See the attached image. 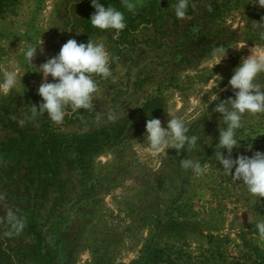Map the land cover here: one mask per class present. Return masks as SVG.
I'll return each mask as SVG.
<instances>
[{"label":"rangeland","instance_id":"obj_1","mask_svg":"<svg viewBox=\"0 0 264 264\" xmlns=\"http://www.w3.org/2000/svg\"><path fill=\"white\" fill-rule=\"evenodd\" d=\"M99 2L125 15L116 39L114 30L91 25V0H0V84L5 72L18 73L13 89L0 88V141L13 136L29 147V154L0 151V216L11 207L26 220L12 236L0 223V264H48L51 256L56 264H264L255 227L264 219V198L257 203L214 159L226 125L213 112L235 98L229 80L242 58L252 49L264 55V40L251 27L264 8L254 0H189L181 20L171 7L177 0H132L134 11L122 0ZM89 38L119 57L115 79L95 77V110L70 114L60 125L47 114L31 119V104L43 102L39 66L69 39ZM29 46L38 47L32 63ZM257 81L264 84V73ZM172 117L200 138L197 147L154 153L146 121L158 118L166 128ZM94 129L118 138L91 155L84 171L69 151L74 136ZM236 136L233 159L264 152V114H245ZM185 158L199 160L204 174L183 169Z\"/></svg>","mask_w":264,"mask_h":264},{"label":"clouds","instance_id":"obj_2","mask_svg":"<svg viewBox=\"0 0 264 264\" xmlns=\"http://www.w3.org/2000/svg\"><path fill=\"white\" fill-rule=\"evenodd\" d=\"M256 2L259 7L264 8V0H254V3ZM91 5L95 9L90 18L91 25L100 30H114L113 38H118L120 32L127 27L124 13L110 5L105 8L99 0H91ZM122 5L128 11H134L136 7L132 0H122ZM188 5L189 0H177L176 4L171 5L177 19L182 20L186 17ZM251 27L258 30L259 38L264 40V17L260 21H253ZM41 42L43 43L42 39ZM37 48L35 46L27 48L25 58L29 63L35 58ZM118 60L119 57H113L103 42L89 38L87 43H78L75 39H69L62 45L58 55L47 59L38 68V72L43 74V82L38 88V94L43 102L38 107L31 104V119L35 120L38 116L47 114L53 124L60 125L70 114L80 110L94 111V94L99 91L95 77L115 79L112 65ZM261 73H264V55H258L252 49V54L242 58L229 80L235 98L222 100L213 109V112L222 114V120L226 125L223 128L219 127L214 159L222 165L225 175L231 176L233 181L241 182L250 195L258 198L257 203H261V198H264V152L255 151L251 157L238 155L235 159L232 157V152L234 148L240 147L236 132L243 127L245 114H264V84L257 81ZM49 76L52 77L53 82H48ZM17 81L18 73L7 71L4 73L0 88L5 91L11 90L16 86ZM99 118L100 114H97V119ZM116 118L114 112H109V121H115ZM12 119L16 117L13 116ZM18 123L23 126L24 120L21 119ZM189 131L182 118H170L166 128L162 127L160 119L150 118L146 121L145 141L154 153L166 152V149L173 148L179 155L186 146L187 151L197 147L200 138L197 135L189 136ZM222 149L227 150V156L221 151ZM246 150L252 151L251 143L247 145ZM180 164L183 169H190L198 175L204 174L206 170L199 160L185 158ZM5 198L0 194V201ZM5 213L6 215L0 216V223L6 221L10 226V231L5 235L19 234L25 227V218L18 216L11 207H8ZM255 227L259 237L264 239V219L258 220Z\"/></svg>","mask_w":264,"mask_h":264},{"label":"trees","instance_id":"obj_3","mask_svg":"<svg viewBox=\"0 0 264 264\" xmlns=\"http://www.w3.org/2000/svg\"><path fill=\"white\" fill-rule=\"evenodd\" d=\"M81 118L82 117L79 116L76 117L75 120H79ZM24 138H27V136ZM117 138L118 136L113 134V132H103L94 129L93 131L74 136L72 140H74L76 144L75 149H71L69 152L75 153V157L80 168L86 171L85 169L88 166L90 156L102 149L104 146L116 141ZM27 146V141L13 136L10 137L7 141H0V151L5 153L10 151H18L20 153L29 154V147ZM68 146L69 145L67 144V142H64V156L66 155V153H68ZM49 262L50 263L48 264H56L55 257L51 256Z\"/></svg>","mask_w":264,"mask_h":264}]
</instances>
